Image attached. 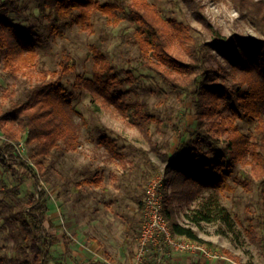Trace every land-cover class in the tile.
I'll list each match as a JSON object with an SVG mask.
<instances>
[{
  "label": "trees",
  "instance_id": "1",
  "mask_svg": "<svg viewBox=\"0 0 264 264\" xmlns=\"http://www.w3.org/2000/svg\"><path fill=\"white\" fill-rule=\"evenodd\" d=\"M235 1L241 9L246 6L253 19L264 23V0ZM19 3L20 0H0V60L12 76L16 77L21 70L30 76L29 84L20 93L9 87L0 91V96L8 103L0 109V131L5 140L2 142L0 137V163L17 174L21 182L32 180L36 189L30 201L10 212L5 222L22 235L17 246L22 253L20 264H63L52 252L58 238L47 231V191L39 185L42 179L49 180L47 173L53 166L50 159L55 152L75 150L78 146L81 124L75 115L81 116V113L74 104L75 92L69 91L64 82L75 71L77 63L72 54L66 53L56 68L34 70L44 40L38 33L18 27L7 17L10 11L21 13ZM38 6L41 14L49 19V29L54 35L69 24L93 31L95 12L105 15L112 25L128 18L135 24L128 38L142 64L165 82L181 88L184 96L197 98L200 122L194 133L196 137L186 143L187 157H173L167 165L168 173L211 191L187 214L190 222L199 224L220 219L231 225L232 215L221 198L225 192H235L239 186L250 192L258 184L264 204V39L240 37L235 43L210 44L197 36L190 24L162 15L150 0H107L105 3L39 0ZM205 23L213 27L206 18ZM174 45L185 50L189 61L174 52ZM210 46L226 56L228 66L219 61L217 70L207 65V61L214 58ZM91 56L93 75L91 78L78 75L75 88L87 89L95 100L118 109L145 131L152 143L149 128L158 120L150 112V104L146 100H134L133 88H126L125 83L133 81L131 73L127 79L122 78L117 65L94 44ZM243 123L247 124V132L242 130ZM21 140L28 147V157L21 152ZM97 144L107 150L109 160L118 159L127 168L125 153L118 151L116 139L102 134ZM143 153L146 166L157 172L159 165L147 150L143 149ZM143 175L146 178L145 173ZM100 182L101 177L91 173L78 184ZM167 184L166 179V187ZM166 187L164 215L173 235L214 247V243L200 237L195 228L177 219ZM16 192L13 188L6 194ZM144 197L145 188L140 195L137 192L132 195L140 214ZM79 264L108 263L91 260Z\"/></svg>",
  "mask_w": 264,
  "mask_h": 264
},
{
  "label": "rangeland",
  "instance_id": "2",
  "mask_svg": "<svg viewBox=\"0 0 264 264\" xmlns=\"http://www.w3.org/2000/svg\"><path fill=\"white\" fill-rule=\"evenodd\" d=\"M38 1L20 0L21 13L10 11L7 17L18 27L38 33L44 40L34 70L41 67L54 69L64 54L74 56L77 63L75 71L64 82L69 91L75 92L74 104L81 113V116L75 115L81 124L77 148L55 152L50 159L53 166L47 173L49 180L42 179L39 185L40 189L47 191V231L58 238L52 247L53 254L63 264L91 260H102L108 264H264V204L258 184L250 192L239 186L235 192L222 195V204L232 215L231 225L220 219L195 224L187 218V214H191L192 209L211 191L168 173L167 165L173 157H187L186 143L196 137L194 133L200 122L197 98L184 96L181 88L165 82L142 64L137 58V49L128 38L135 24L124 18L118 25H112L105 15L95 12L93 31L84 30L78 24H69L62 26L54 35L49 29V19L39 11ZM100 1L105 3L107 0ZM150 2L156 4L165 17L190 24L196 29L195 34L210 44L235 43L240 37L264 39V23L253 19L246 6L241 9L235 0ZM205 18L213 27L205 23ZM93 44L117 65L122 78L127 79L131 73L133 81H127L125 86L133 88V99L146 100L150 104V112L158 120L149 128L152 143L145 131L118 109L95 100L87 89L75 88L78 75L85 78L93 75ZM209 49L214 56L207 61L209 67L217 70L218 61L224 66L229 65L225 55L213 46ZM174 52L189 61L185 50L174 45ZM1 61L0 91L9 87L20 93L29 84L30 73L21 70L14 77L3 68ZM228 80L231 81L230 78ZM5 104H8L7 99L0 96V109ZM242 130L247 132L246 123H243ZM102 134L116 139L117 145L124 147L123 153L130 163L128 169L123 166L118 169L106 163L107 150L97 144V138ZM0 137L4 142L1 131ZM20 146L22 154L28 157V147L23 140ZM222 146L223 142L218 147ZM143 149L159 165L157 172L163 173L165 182L166 179L168 181L164 188L175 207L177 219L195 228L200 237L214 243V247L201 243L212 256H206L197 249L178 251L163 246L162 249L150 247L145 258L137 261L135 250L142 214L137 211V204L130 196L135 192L140 195L150 177L157 173L144 163ZM44 163L47 164L46 161ZM123 171L125 175L121 174ZM91 173L103 175V183L98 189L91 184H78ZM149 173H152L150 177ZM116 180L118 183H115ZM21 181L17 174L0 163V264H20L22 257L17 247L22 235L5 222L6 216L28 203L35 192L32 180ZM107 184L112 185L104 186ZM13 188L16 193L6 194ZM189 242L196 244L190 239Z\"/></svg>",
  "mask_w": 264,
  "mask_h": 264
},
{
  "label": "built area",
  "instance_id": "3",
  "mask_svg": "<svg viewBox=\"0 0 264 264\" xmlns=\"http://www.w3.org/2000/svg\"><path fill=\"white\" fill-rule=\"evenodd\" d=\"M164 185V174L160 172L153 174L146 185L140 233L137 238V261L145 258L150 247L162 249L163 246L178 251L197 249L206 256H212L204 245L191 243L184 236L173 235L164 215Z\"/></svg>",
  "mask_w": 264,
  "mask_h": 264
},
{
  "label": "crops",
  "instance_id": "4",
  "mask_svg": "<svg viewBox=\"0 0 264 264\" xmlns=\"http://www.w3.org/2000/svg\"><path fill=\"white\" fill-rule=\"evenodd\" d=\"M102 148V147H101ZM104 149V148H103ZM118 151L120 152V153H122V152H124L123 150H124V147H122V145H121V147H119L118 146ZM126 158H128V157H126ZM125 158V162H126V165H130V163H129V160L128 159H126ZM105 161H106V163L108 162V163H111V165H115V166H117V168L119 169L120 168V166H123L124 167V165L122 164V162L120 161V160H115V159H108L107 157H106V159H105ZM102 164H105V163H103L102 162ZM81 168V167H80ZM102 169H106V167H102ZM128 169V168H127ZM126 169V170H127ZM121 172V171H120ZM121 174H124L125 175V171H123ZM98 176H100L101 177V182L99 183V184H97V185H94V188L95 189H98V187L99 186H101V184L103 183L102 182V179H103V175H98ZM114 175L112 174L111 175V177H113ZM122 177H123V175H122ZM118 179H119V177H118ZM115 183H118V180H116L115 181ZM112 184H107V185H104V186H111ZM132 198V195L130 196V199ZM132 201L135 203V204H137L133 199H132ZM136 209H137V211H138V206L136 205ZM136 214V213H135ZM132 218V217H131ZM136 247H137V243H136ZM135 252H136V250H135Z\"/></svg>",
  "mask_w": 264,
  "mask_h": 264
}]
</instances>
